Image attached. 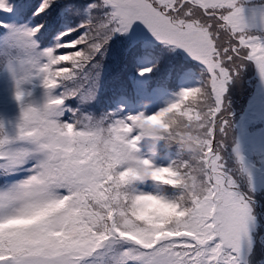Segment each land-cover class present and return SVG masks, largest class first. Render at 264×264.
Wrapping results in <instances>:
<instances>
[{
    "label": "snow or ice",
    "instance_id": "obj_1",
    "mask_svg": "<svg viewBox=\"0 0 264 264\" xmlns=\"http://www.w3.org/2000/svg\"><path fill=\"white\" fill-rule=\"evenodd\" d=\"M53 3L41 0L33 10L26 0H17L16 10L39 16ZM90 7L107 10L102 22L80 24L85 31L75 38L78 28L61 31L33 65L54 98L51 106L43 111L26 101L31 92L21 88L24 76L16 80L15 134L9 136L0 123V174L28 173L0 189V264H251L256 230L264 225L255 192L241 191L224 154L231 149L240 171L248 173L234 126L235 104L237 96L245 97L243 111L258 109L254 121L264 123V11L257 17L256 4L246 0H98ZM247 7L253 9L251 19ZM0 11H13L9 0H0ZM137 21L203 65L198 86L183 88L151 114L82 122L65 107L78 89H59L103 54L113 34L129 32ZM43 28L37 23L11 35L34 50ZM249 70L258 88L246 86ZM66 111L72 112L70 120L61 119ZM157 118L159 123H150ZM145 129L154 143L178 144V158L158 166L144 155ZM188 144L196 146L194 154L185 151ZM193 173L200 185L186 192L182 218L158 229L138 222L137 205L151 209L172 200L137 185L186 187ZM260 243L264 253V236Z\"/></svg>",
    "mask_w": 264,
    "mask_h": 264
},
{
    "label": "trees",
    "instance_id": "obj_2",
    "mask_svg": "<svg viewBox=\"0 0 264 264\" xmlns=\"http://www.w3.org/2000/svg\"><path fill=\"white\" fill-rule=\"evenodd\" d=\"M26 2L34 10L39 6L41 0H26ZM94 3H98V0H54L51 7L39 16H25L16 10L17 0H9V6L13 8V11H0V23L7 26L0 27V67L2 70L13 76L10 68L14 69L16 80L27 76L28 79L34 77L35 82L39 83L40 80L35 74L32 77V73L36 72L33 65L38 64L43 59L39 52L52 47L56 42V36L61 31L68 28H78V33H73L72 36L75 38L77 34H82L85 31L84 28L78 27L80 24H87L91 21L93 25L98 26L104 19L103 13L107 10L91 8L90 5ZM40 19L46 25L44 30H41L35 37L36 49H25L12 38L13 29L27 28ZM255 32L259 33L260 30H255ZM133 40V36L130 35L113 34L105 45L106 50L103 51V54L98 55L90 65L78 73L74 80L65 82L59 89L61 92L65 89H78V95L67 99L65 107L74 110L76 117L82 122H107L140 112L151 114L174 101L183 88L198 86L203 72V65L198 61L191 59L176 46H166L150 37L141 38L134 42ZM1 48L15 52L16 56L6 58L1 52ZM166 55H168L167 59ZM180 61H182L181 65L179 64ZM144 68H151V73L141 76L139 71ZM98 75H103L100 87L90 96L80 95L83 85H90ZM253 78V71L249 70L245 78V84L249 88H254L255 80ZM26 83L27 81L21 84L24 91ZM13 91H16V83L13 86ZM46 91V89L39 90L27 102L33 106L42 104ZM245 99V97L237 96L235 111L246 106ZM255 111L258 109H250L253 121ZM17 115L20 119V108ZM71 116L72 112L66 111L61 119L66 120L68 118L70 120ZM261 124L260 122L256 127ZM255 130H259V128ZM141 148L143 154L151 156L158 166H167L181 154L179 145L174 142L143 141ZM230 151L231 149L224 154L226 163H228ZM251 164H255L261 172H264V153L256 152L253 160L251 159ZM22 175L23 173L19 171L15 176L21 179ZM239 177L240 175H238ZM242 179L244 180V177ZM13 180L9 175L4 176L0 179V184L6 188L13 183ZM241 190L249 193V195L252 194L246 188H241ZM158 192L171 198L175 196L174 193L177 190L167 187L166 190L160 189ZM255 199L258 206H256V212L262 220L261 225H264V190L255 194ZM256 235L257 253L251 258V264H264V253L260 251V237L264 236V227H260Z\"/></svg>",
    "mask_w": 264,
    "mask_h": 264
},
{
    "label": "rangeland",
    "instance_id": "obj_3",
    "mask_svg": "<svg viewBox=\"0 0 264 264\" xmlns=\"http://www.w3.org/2000/svg\"><path fill=\"white\" fill-rule=\"evenodd\" d=\"M246 4H256L255 12L257 13V17H259V14L264 11V7H261V0H246ZM254 1V2H252ZM256 1V3H255ZM253 9L250 7L246 8V14L249 16V19H251V14H252ZM37 23H42L41 19ZM35 23V24H37ZM34 24V25H35ZM32 25V26H34ZM46 24H44L45 26ZM28 26V27H32ZM44 28L42 29V31ZM253 31L255 30H260L257 27L252 28ZM126 35H130L131 37L133 36L134 41L139 40L141 38H153L154 40L161 42L155 38V36L150 32V30L142 23V22H135L129 32L123 33ZM165 44L166 46H169L171 44H167L164 42H161ZM175 46V45H174ZM177 47V46H176ZM180 51L185 53L187 56H189L191 59H193L184 49H181L177 47ZM1 52L3 55H5L6 58H10L12 56H16L15 52L9 51L6 48H1ZM168 58V55H166V59ZM195 60V59H193ZM196 61V60H195ZM179 64H182V61L179 62ZM181 68V67H180ZM35 74V72L32 73V77ZM254 79V78H253ZM103 80V75H98L94 81L92 80V83L90 85H83V90L80 93V95H84V97L90 96L96 91L97 88H99L101 82ZM35 78L33 77L32 79H28L26 83V89L25 92H31V96H26V101L29 100V98H32L36 95V93L44 89L41 82L37 83L35 82ZM16 83V78H14L12 75L7 74L6 71H3L2 68L0 67V123L4 125V130L9 134V136H12L15 134V127L16 124L19 121L18 118V109L20 108L19 103L15 100V91H13V86ZM77 86V85H76ZM254 88H258L259 86L255 83H253ZM12 93V94H11ZM14 94V95H13ZM88 103V102H87ZM188 103V101H186ZM244 106V105H243ZM246 107V106H245ZM244 107V108H245ZM243 108V109H244ZM243 109H238L236 111V121H235V129H236V134L237 137L240 141V149H241V154L244 157L245 165L248 169V173H251L252 180L249 182L248 180V173L241 172L239 174V165L236 162L232 152L230 151L229 158H228V167L230 170H233L235 172V178L237 182L240 185L241 188H246L250 191V188L255 192V194L260 193L261 191L264 190V172H261L256 165L251 164V159L253 160L254 154L256 152L261 151L264 153V123H262L260 126H257L260 122L259 121H253L251 114H250V109L248 111H243ZM243 111V112H240ZM68 120V118L66 119ZM259 130H255V129ZM27 167V166H26ZM23 175L21 176V179H23L28 173L27 171L22 170L21 171ZM19 172L9 175L12 177L13 183H15L17 180H20L16 178V174ZM238 175L240 177L238 178ZM5 175L0 174V179L4 177ZM8 176V175H7ZM244 177V180L242 179ZM140 190L143 191H154L158 192V190H166V186L164 188H160L159 186L155 185L151 181H147L144 184H139L137 185ZM5 187H2L0 184V189H3ZM242 191V190H241ZM244 192V191H243ZM251 192V191H250ZM252 193V192H251ZM177 192L174 193L176 195ZM249 194V193H248ZM257 206V201L255 199V207ZM258 207V206H257ZM259 223H262V220L260 219V216L257 214ZM259 229V228H258ZM256 230V232L258 231ZM248 257L245 256V260H247Z\"/></svg>",
    "mask_w": 264,
    "mask_h": 264
},
{
    "label": "clouds",
    "instance_id": "obj_4",
    "mask_svg": "<svg viewBox=\"0 0 264 264\" xmlns=\"http://www.w3.org/2000/svg\"><path fill=\"white\" fill-rule=\"evenodd\" d=\"M71 55V54H69ZM54 102V98L49 96L47 93L45 94V99L42 104L35 106L38 109L46 111L48 107L51 106V103ZM160 122V119H153L150 121L152 124H157ZM179 131V129H177ZM151 133L145 129L142 133L144 137V141H151L148 137ZM185 151L194 154L197 151V148L194 144L185 145ZM200 185L199 174L193 173L191 177H189L188 183L186 187H176L177 194L170 199L172 203L167 205H156L155 207L148 209L145 208L143 205H137L136 209L134 210L136 216L139 217V223L142 226H146L149 229L156 228L158 229L159 226L168 221L176 220L182 218V208L186 206V192H190L193 189H197Z\"/></svg>",
    "mask_w": 264,
    "mask_h": 264
}]
</instances>
